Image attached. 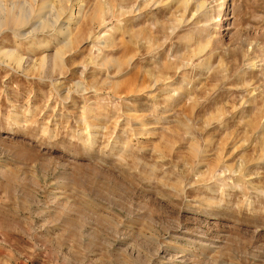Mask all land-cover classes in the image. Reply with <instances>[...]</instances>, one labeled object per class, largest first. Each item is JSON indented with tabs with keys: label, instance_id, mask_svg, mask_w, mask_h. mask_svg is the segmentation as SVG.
I'll list each match as a JSON object with an SVG mask.
<instances>
[{
	"label": "rangeland",
	"instance_id": "374dc122",
	"mask_svg": "<svg viewBox=\"0 0 264 264\" xmlns=\"http://www.w3.org/2000/svg\"><path fill=\"white\" fill-rule=\"evenodd\" d=\"M0 2V264H264V0Z\"/></svg>",
	"mask_w": 264,
	"mask_h": 264
},
{
	"label": "bare ground",
	"instance_id": "6f19581e",
	"mask_svg": "<svg viewBox=\"0 0 264 264\" xmlns=\"http://www.w3.org/2000/svg\"><path fill=\"white\" fill-rule=\"evenodd\" d=\"M1 3V2H0ZM80 8H78V10L76 11V12H72L71 14H70V16L64 21V23L65 24H67V26L65 27V28H67L68 27V25H70L71 24V21L74 19V18H77V16H78V11H80L79 10ZM23 20V14H22V16L19 14V16H16L15 17V22L17 21V22H23L22 21Z\"/></svg>",
	"mask_w": 264,
	"mask_h": 264
}]
</instances>
